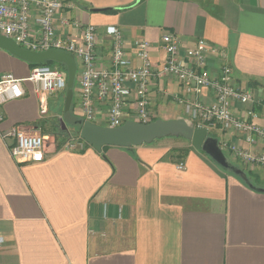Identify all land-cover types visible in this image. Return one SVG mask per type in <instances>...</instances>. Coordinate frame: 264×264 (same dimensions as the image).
<instances>
[{"label":"crops","instance_id":"1","mask_svg":"<svg viewBox=\"0 0 264 264\" xmlns=\"http://www.w3.org/2000/svg\"><path fill=\"white\" fill-rule=\"evenodd\" d=\"M62 2L57 35L75 36V25L96 26L98 68L110 67L109 26L123 34L132 67L138 65L133 55L137 40L151 44L154 66L165 59L163 34L178 36L181 54L205 40L217 51L208 56L210 68L229 65L235 86L252 95L254 103L237 105L234 113L244 118L245 110L253 108L256 123L264 129V109L256 105L264 101V0ZM62 18L69 22L67 30L60 25ZM31 70L0 49V77L11 74L24 80ZM22 85L24 96L0 107V131L18 127L50 141L43 162L18 165L8 149L13 140L5 143L0 137V264H264V186L253 185L248 177L246 183L181 137L131 148L106 146L100 153L90 146L80 152L63 150L62 144L77 137L78 123L84 120L77 75L67 112L65 91L48 98L47 111L41 114L33 84ZM148 89L152 119L158 114L168 120L188 119L186 102L175 99H186L176 80L151 79ZM199 99L214 102L210 91ZM132 104L126 106L124 122L130 120ZM178 107L186 117L173 115ZM107 110L108 103L96 104L93 123L102 125ZM63 114L71 132L61 126ZM207 131L219 148L231 143L264 154L262 140L249 144L244 134L219 127ZM179 149L188 150L180 157ZM232 157L239 163L233 168L264 178L260 167H246ZM178 163L183 170H177Z\"/></svg>","mask_w":264,"mask_h":264},{"label":"built area","instance_id":"2","mask_svg":"<svg viewBox=\"0 0 264 264\" xmlns=\"http://www.w3.org/2000/svg\"><path fill=\"white\" fill-rule=\"evenodd\" d=\"M62 8L61 0H0V35L9 37L30 51H64L80 63L77 79L80 86L79 106L84 121L95 120L96 104L108 103L107 115L101 126L118 127L124 123L126 106L132 101L130 120L151 122L148 110L149 82L151 79L169 77L181 86L186 99H175L179 103L186 102V121L192 127H219L223 131L244 134L249 144L255 143L256 139L264 141V129L256 123L258 114L253 108L245 110L244 118L234 113L237 105L254 103L251 93L235 86L229 65L222 64L215 70L210 68L208 56L217 51L205 40H197L181 54L178 36L163 34L161 44L165 59L159 66H154L150 60L151 44L147 40H137L133 43V55L138 65L132 67L125 51L123 34L116 27L109 26L105 28V33L111 38L110 67L98 68L95 64L97 27L92 24L75 25L78 29L75 36H58L55 22ZM60 21L61 27L67 30L68 20L62 18ZM66 79L65 70L45 64L34 66L24 80L4 74L0 77V107L8 101L22 98L25 94L22 82L29 81L33 84L34 92L40 96V112L45 114L48 98L66 90ZM204 91L212 93L214 102L207 104L199 99ZM256 105L264 109V101L256 102ZM2 120L3 115L0 114V122ZM0 137L5 143L7 139L13 140L8 149L18 165L37 164L46 158V146L50 139L43 135L29 134L18 127H11L0 131ZM86 146L80 137H76L65 141L62 149L80 152ZM220 148H227L244 166H257L264 170V154L251 153L231 143H223ZM176 168L183 170V163H178Z\"/></svg>","mask_w":264,"mask_h":264},{"label":"water","instance_id":"3","mask_svg":"<svg viewBox=\"0 0 264 264\" xmlns=\"http://www.w3.org/2000/svg\"><path fill=\"white\" fill-rule=\"evenodd\" d=\"M0 49L28 64L40 65L54 62L64 66L67 73L64 112L69 110L77 75L76 61L69 53L60 50L30 51L20 47L12 39L3 35H0ZM78 125L80 127L79 137L98 153L106 146L131 148L143 144L148 145L155 140L166 137H181L189 141L193 149L203 151L217 165L230 169L246 183H249L240 169L233 168L226 163L225 156L219 148L217 140L209 136L206 128L192 127L183 118L168 121L154 120L149 123L128 120L115 128L104 127L89 121H80ZM61 126L65 128L62 121Z\"/></svg>","mask_w":264,"mask_h":264},{"label":"rangeland","instance_id":"4","mask_svg":"<svg viewBox=\"0 0 264 264\" xmlns=\"http://www.w3.org/2000/svg\"><path fill=\"white\" fill-rule=\"evenodd\" d=\"M62 1V0H61ZM77 64L78 65H80V63L77 61ZM74 95H75V86H74ZM170 110L172 109V108H169ZM171 111H173V109L171 110ZM174 116H181V117H186V113L184 112V110L180 107H178L176 110H174V114H173ZM67 116L65 115V114H63L62 116H61V119H62V121H63V124H64V126L67 128V130L69 131V132H71V124L69 123V121H68V119L66 118ZM168 117L169 116H164L163 114L161 115V114H158L157 116H156V119L157 120H163V121H168ZM57 120V118L55 119V121ZM57 122V121H56ZM95 122H97V121H95ZM215 135H217L218 136V133H215ZM74 137H71V138H76L75 137V135H73ZM174 138V137H173ZM172 137H166V138H162V139H173ZM165 141H170V140H165ZM222 153L224 154V156H225V160H226V163L227 164H229V165H231L232 167H238V165H239V163L236 161V160H234V158L232 157V154L229 152V150L227 149V148H224L223 150H222ZM258 174L261 176V170L258 172ZM245 176H247L248 177V179H249V182H251L253 185H257V186H264V178H262V176H261V178H260V180H257L255 177H254V174H252V173H247L246 171H245Z\"/></svg>","mask_w":264,"mask_h":264},{"label":"trees","instance_id":"5","mask_svg":"<svg viewBox=\"0 0 264 264\" xmlns=\"http://www.w3.org/2000/svg\"><path fill=\"white\" fill-rule=\"evenodd\" d=\"M103 12H106V13H109V12H114L113 10H103ZM32 68L34 67V66H36V65H33V64H29ZM45 65H50V66H58L59 68H61V69H63V70H65V67L64 66H62V65H58V64H56V63H54V62H47V63H45ZM66 71V70H65ZM155 119H151V121H154ZM82 122H84V120H82ZM79 131H80V127L78 128V131L76 132V136H77V138H79ZM87 145V144H86ZM87 146H89V145H87ZM103 148H105V147H103ZM187 150L188 149H179V153H180V157H182L186 152H187ZM243 173H244V170H241ZM245 174V173H244ZM246 180H248L247 179V176H246Z\"/></svg>","mask_w":264,"mask_h":264}]
</instances>
